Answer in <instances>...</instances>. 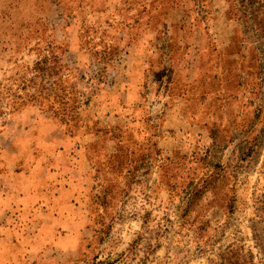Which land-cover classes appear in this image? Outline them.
<instances>
[{"label": "rangeland", "instance_id": "374dc122", "mask_svg": "<svg viewBox=\"0 0 264 264\" xmlns=\"http://www.w3.org/2000/svg\"><path fill=\"white\" fill-rule=\"evenodd\" d=\"M104 2L94 9L106 12ZM71 3L53 0L50 19ZM124 3L109 13V37L90 30L62 55V115L0 119V153L31 147L46 167L84 172L68 220L56 230L45 219L17 264H213L238 240L264 264V0Z\"/></svg>", "mask_w": 264, "mask_h": 264}, {"label": "trees", "instance_id": "16d2710c", "mask_svg": "<svg viewBox=\"0 0 264 264\" xmlns=\"http://www.w3.org/2000/svg\"><path fill=\"white\" fill-rule=\"evenodd\" d=\"M52 1L32 0L29 2L31 6L21 8L18 5L20 0H0V55L8 56L6 62L10 66L0 78V119L3 122L25 109L40 108L56 116L62 115L68 104L64 83L69 77L67 68L62 63V55L79 52L83 47V38L86 40L85 34L90 30L92 34L100 31L99 39L109 37L113 29L109 13L116 14L118 10L125 13L122 9L125 0H106L103 7L106 12L94 9L97 0H88L93 1L91 3L87 0H72L70 14L66 13L65 5L60 4V10L56 12L57 18L50 14V19ZM84 17L88 19L82 22L80 19ZM94 17L97 20L91 22ZM119 23L124 31V19ZM71 30L75 35L74 42H70V45L68 40L70 41L71 36L66 38V35ZM107 45L110 50H115L109 43ZM25 50L34 51L37 55L31 65L18 61L17 56ZM213 264L255 262L252 251L238 240L221 249L218 261Z\"/></svg>", "mask_w": 264, "mask_h": 264}, {"label": "crops", "instance_id": "0c3cea01", "mask_svg": "<svg viewBox=\"0 0 264 264\" xmlns=\"http://www.w3.org/2000/svg\"><path fill=\"white\" fill-rule=\"evenodd\" d=\"M31 136L33 143L37 135ZM69 139L59 134L48 136L46 140L67 142ZM31 150L30 147L28 151L21 152L12 144L7 156L4 151L0 153V264L19 263L21 248L25 252L31 250L29 238L32 232L44 229L45 219L51 228L53 225L57 230L63 221L68 220L69 206L80 202L79 184L84 179L80 166L75 170L67 168L68 165L49 168L46 166L50 162L46 164L40 157L42 153L37 149H34L36 153ZM66 151H58V157L66 156ZM21 155L30 157L23 165ZM37 156L40 159H36ZM75 158L78 159V156ZM68 161L73 164L76 160L70 162L67 158L66 164Z\"/></svg>", "mask_w": 264, "mask_h": 264}]
</instances>
